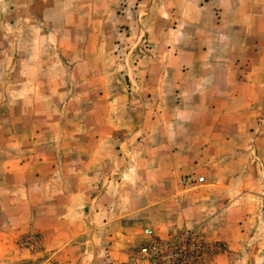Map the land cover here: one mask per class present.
I'll list each match as a JSON object with an SVG mask.
<instances>
[{
  "label": "rangeland",
  "instance_id": "1",
  "mask_svg": "<svg viewBox=\"0 0 264 264\" xmlns=\"http://www.w3.org/2000/svg\"><path fill=\"white\" fill-rule=\"evenodd\" d=\"M0 264H264V0H0Z\"/></svg>",
  "mask_w": 264,
  "mask_h": 264
},
{
  "label": "built area",
  "instance_id": "2",
  "mask_svg": "<svg viewBox=\"0 0 264 264\" xmlns=\"http://www.w3.org/2000/svg\"><path fill=\"white\" fill-rule=\"evenodd\" d=\"M205 182L204 178H200L198 180V183L202 184ZM148 234L151 235V231H148ZM159 248L158 244H152L151 246H149L148 248L143 249V254H145L146 256H150V255H154L157 254L159 251H157L156 249Z\"/></svg>",
  "mask_w": 264,
  "mask_h": 264
}]
</instances>
